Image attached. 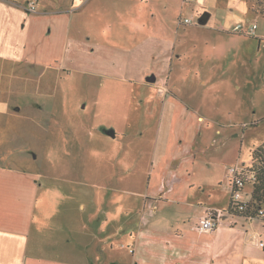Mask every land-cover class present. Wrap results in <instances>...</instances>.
<instances>
[{
	"label": "rangeland",
	"instance_id": "obj_1",
	"mask_svg": "<svg viewBox=\"0 0 264 264\" xmlns=\"http://www.w3.org/2000/svg\"><path fill=\"white\" fill-rule=\"evenodd\" d=\"M92 5V19L88 11L71 16L69 41L91 37L93 54L69 53L63 67L45 70L0 60V157L39 180L40 220L68 214L85 225V243L72 241L70 257L58 249L65 262L132 264L131 243L150 213L145 196L158 184L155 176L149 182L152 158L176 171L170 185L189 175L206 193L195 196L209 194L227 209L230 169L251 167L264 145V0ZM239 25L256 31L234 32ZM146 73L157 81H143ZM108 128L116 138L104 133ZM198 133L197 159L185 177L181 162H173ZM242 195L253 200V185ZM255 231L250 246L258 256L263 220ZM259 249L255 262L264 264Z\"/></svg>",
	"mask_w": 264,
	"mask_h": 264
},
{
	"label": "crops",
	"instance_id": "obj_2",
	"mask_svg": "<svg viewBox=\"0 0 264 264\" xmlns=\"http://www.w3.org/2000/svg\"><path fill=\"white\" fill-rule=\"evenodd\" d=\"M30 2L37 4L35 12L29 11ZM92 2L94 0H0V60L45 70L63 67L69 53L93 54L91 37L87 42L76 37L69 41L72 15L88 11L92 19L91 15L98 14ZM72 43L75 51L69 46ZM147 74L143 76L145 82L150 76ZM12 108L16 113L22 111L19 105ZM163 110L164 114L169 108L165 106ZM199 136L200 133L196 141L190 142L183 157L174 158L173 164L181 162L185 177L186 169L197 159ZM158 163L160 166L156 157L152 158L149 182L151 184L155 176L158 184L150 185L151 195L145 196L150 213L131 243L132 264H145V261L150 264V260L153 264H257L255 261L262 258L261 241L257 246L258 256L253 254L250 244L251 239L258 238L255 223L259 219L229 215L230 201L226 209L219 207L209 194L207 199L195 196L198 192L206 193L202 184H198V188L192 184L189 175L188 179H181L179 186L170 185L177 178L176 171L165 172V166H161V161ZM39 192V180L31 171L8 165L0 157V264H71L64 258L70 257L72 241H81L79 247L85 243V225L80 220L72 221L68 214L62 219H58V214L57 218L52 215L45 222L40 220ZM217 212L223 213L220 225L210 233H199L200 222ZM194 216L198 218L197 225L189 222ZM229 217L236 220L227 221ZM239 219L245 225H239ZM60 248L64 258L58 252Z\"/></svg>",
	"mask_w": 264,
	"mask_h": 264
},
{
	"label": "built area",
	"instance_id": "obj_3",
	"mask_svg": "<svg viewBox=\"0 0 264 264\" xmlns=\"http://www.w3.org/2000/svg\"><path fill=\"white\" fill-rule=\"evenodd\" d=\"M193 1V0H190ZM37 8V4L35 2H30L28 4V9L30 12H35ZM186 24H190L191 20L186 19ZM234 32H246L248 34H254L256 31V25L252 27H245L244 25H239L233 29ZM233 178L230 181V204L233 208L238 209L241 212L246 211L247 209H251L249 206L252 207L251 199L243 201L242 191L247 184H252L257 180V173L253 171L252 167H241V168H231L230 169ZM222 212H217L214 216H209L203 219L200 224L197 226V231L201 234L210 233L214 231L222 221ZM264 218V207L260 208L259 216ZM248 220H254V218H248ZM259 247L264 250V242L259 243ZM131 253L134 250H130Z\"/></svg>",
	"mask_w": 264,
	"mask_h": 264
},
{
	"label": "trees",
	"instance_id": "obj_4",
	"mask_svg": "<svg viewBox=\"0 0 264 264\" xmlns=\"http://www.w3.org/2000/svg\"><path fill=\"white\" fill-rule=\"evenodd\" d=\"M252 156L251 167L257 173V180L253 185L252 207L249 206L251 209L241 212L230 204L227 213L236 217L261 219L264 221V218L258 217L260 208L264 207V145L258 147Z\"/></svg>",
	"mask_w": 264,
	"mask_h": 264
},
{
	"label": "water",
	"instance_id": "obj_5",
	"mask_svg": "<svg viewBox=\"0 0 264 264\" xmlns=\"http://www.w3.org/2000/svg\"><path fill=\"white\" fill-rule=\"evenodd\" d=\"M209 17H210V14L209 13H205L201 19H200V24L201 25H205L208 20H209ZM157 81V78L154 74L148 76L146 78V82L149 83V84H154L155 82ZM104 133L107 135V136H110L112 138H116V132L114 129L112 128H108V129H104Z\"/></svg>",
	"mask_w": 264,
	"mask_h": 264
}]
</instances>
